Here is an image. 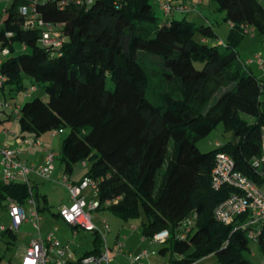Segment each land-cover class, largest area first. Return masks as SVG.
<instances>
[{
	"label": "trees",
	"instance_id": "obj_1",
	"mask_svg": "<svg viewBox=\"0 0 264 264\" xmlns=\"http://www.w3.org/2000/svg\"><path fill=\"white\" fill-rule=\"evenodd\" d=\"M211 1L232 22L223 44L202 40L216 35L209 21L196 25L171 12L160 22L153 0H11L0 25V52L7 50L0 58V95L13 99L25 90V76L30 87L43 89L47 98L21 103L20 136L69 128L59 155L63 172L89 162L74 183L95 182L97 209L125 220L143 210L146 238L168 230L158 250L168 254L167 264H192L210 254L218 264H259L248 252L254 242L264 260V223L251 240L248 227L240 226L245 215L229 224L214 219V206L236 190L212 189L211 169L223 152L264 186L252 166L264 155V81L237 49L249 34L245 26L264 42V0ZM21 6L56 26L61 44L42 46L41 27L26 25ZM219 123L232 139L200 151L197 141ZM40 197L46 201L26 183L0 179V201L25 206L32 198L40 212ZM186 219L192 223L182 236ZM95 233L94 249L83 256L101 252ZM0 238L6 249L17 244V232L9 229ZM6 264L18 262L10 257Z\"/></svg>",
	"mask_w": 264,
	"mask_h": 264
},
{
	"label": "built area",
	"instance_id": "obj_2",
	"mask_svg": "<svg viewBox=\"0 0 264 264\" xmlns=\"http://www.w3.org/2000/svg\"><path fill=\"white\" fill-rule=\"evenodd\" d=\"M80 0H77L79 2ZM158 4L159 8L164 14L171 12L187 13L196 6L197 3L202 0H188L185 3L175 4L173 0H153ZM21 13L26 15V25L33 27L38 25L41 27V34L39 42L44 47H57L62 42V36L56 26L43 23L41 20L35 18L34 8L27 6H21ZM229 26L232 22L228 23ZM252 27L245 26V32L252 34ZM220 43L223 44L222 41ZM2 52L6 53L7 50ZM255 62L260 68H264V57L260 53L255 56ZM253 57V58H254ZM253 58L246 60V63H250ZM1 76V75H0ZM2 81L4 77H2ZM31 90L34 86L30 87ZM264 92V89H262ZM1 97V96H0ZM4 108L12 107L9 102L1 103ZM55 132V131H54ZM53 132V133H54ZM26 144H29V140H25ZM33 144H39L38 140L32 142ZM20 149L12 147L5 143L0 146V165L2 178L8 181L28 183V174L33 172L40 177L49 178L53 169L55 155L47 151L44 157V163L39 166H27L24 161L19 157ZM85 165V161H82ZM253 168L259 173L260 177H264V155L258 157L252 161ZM63 184L67 187L69 193V203L62 204L58 208V215L66 223L73 228H81L85 231H96L104 239L105 250L98 254H88L81 257H75L71 252L68 245H63L58 239H56L52 233L46 235L45 238L35 237L31 238L24 249L18 264H110V258L108 256V247L105 243V238L102 232L99 233V229L93 223L92 211L98 207V200L91 197L86 200L82 191L86 187L90 186L91 190L95 189V182L85 177L80 183H73L68 181L66 177L63 178ZM227 185L233 187L236 191L229 194L226 198L218 202L213 210L212 215L216 221L224 224H229L236 217L245 215V220L240 226L248 227L247 237L251 240L256 239V235L260 232V225L264 223V186L258 185L253 179L235 169V163L230 155L217 152L214 156L213 166L211 169V187L214 190H219L222 186ZM31 193V189H29ZM8 205V225H0V231L9 229L17 232L21 224L25 221L31 220L32 225L39 231L40 216L36 208H32L27 214L23 205L17 203L11 198L6 199ZM29 202L34 205L32 198ZM109 200L105 201V204H109ZM192 221L186 219L182 227L185 235L191 225ZM105 229L108 225L106 221H103ZM135 228V227H134ZM169 236V231L164 229L153 234L152 237H141L144 241L165 242ZM121 244H115V248H120ZM67 255V258L63 259ZM146 249L141 250L136 254H129L130 264H140V259L147 256Z\"/></svg>",
	"mask_w": 264,
	"mask_h": 264
},
{
	"label": "rangeland",
	"instance_id": "obj_3",
	"mask_svg": "<svg viewBox=\"0 0 264 264\" xmlns=\"http://www.w3.org/2000/svg\"><path fill=\"white\" fill-rule=\"evenodd\" d=\"M11 0H0V25L5 17V9L9 6ZM211 7L204 10L205 15L209 18L212 29L215 36L207 39L208 43L217 44L219 43L218 37L226 38L229 27L228 23L223 19V12L217 9V4L214 1L207 0ZM156 14L159 17L160 22H165L166 17L164 16L162 10L159 8L158 4L152 2ZM175 18H182L183 16L187 19L193 20V15L195 13H173ZM196 25L203 24L206 21L196 18L193 20ZM195 37H199V33L195 34ZM239 56L245 61L253 58L258 50L264 52V42H262L261 36L257 32L246 35L243 40L238 45ZM255 54V55H254ZM4 57V52H0V58ZM255 62V57L252 59ZM248 63V65L250 64ZM256 63V62H255ZM247 64V63H246ZM251 66V64L249 65ZM255 70V68H254ZM255 74L259 75L261 72L255 70ZM264 80V76H262ZM26 89L20 91L13 99L9 96H2L1 103L9 102L11 106H14V101L17 103H22L27 99H31L35 96H40L47 98L43 89L37 87V91H30V85L32 80L30 77H24L23 79ZM106 87L109 89L113 88L112 81L109 77L106 79ZM29 93L28 96H25ZM264 107V106H262ZM11 111L7 109V112ZM69 128H62L55 131L57 136L55 141L52 143L50 150L55 155L54 171H52L49 178L40 177L34 173H29L28 186L32 187L33 191H39L40 195H45L46 201L42 200L40 197V205L42 210L39 212L41 219L38 224L40 230L38 231L33 227L32 221L28 220L23 222L20 230L17 231V244L10 246V248H4L5 245L2 243L0 238V256L3 259L0 264H6V260L11 257L13 261H18L24 252L29 240L35 237L45 238L46 235L52 233L53 236L58 239L63 245H68L74 256L81 257L86 251L94 249L93 240L97 237V234L93 231H85L81 228H73L71 225L66 224L59 215H57L58 208L62 202H65L68 198L67 187L63 184L62 178L66 177L68 181L75 180L78 181L82 178L89 167V162L85 161V165L82 162H78L74 165L73 170L70 175L63 174V167L60 162V150L64 137L67 135ZM52 131H46L42 133L44 136L51 135ZM41 136V135H40ZM233 134L230 131H225L223 125L219 123L210 133L202 137L197 141V147L200 151H209L217 146V143H224L232 139ZM171 147V143L169 144ZM83 195L86 200L92 197L91 187L88 186L83 190ZM25 209L27 214L31 210L32 205L25 204ZM93 223L99 229V233L102 232L105 238L106 246L108 247V256L110 258V264H130L129 254H136L141 250L146 249L148 255L140 260V264H167L168 254H160L158 250L163 246L161 242L149 241L148 239L142 241V221L146 220V215L143 210H140L137 217H132L128 219H123L111 213L109 210L100 208L92 211ZM106 221L108 227L105 229L102 221ZM9 216L6 207V201H0V225H8ZM135 227V228H134ZM101 244L100 249L105 250L104 239L101 233L98 234ZM121 244L120 248H113L115 244ZM66 254L63 259L67 258ZM248 256L255 263L264 264L262 260V255L258 249L256 243H250V252ZM192 264H218L217 258L214 254L207 255Z\"/></svg>",
	"mask_w": 264,
	"mask_h": 264
},
{
	"label": "crops",
	"instance_id": "obj_4",
	"mask_svg": "<svg viewBox=\"0 0 264 264\" xmlns=\"http://www.w3.org/2000/svg\"><path fill=\"white\" fill-rule=\"evenodd\" d=\"M187 1L188 0H173V3H185ZM210 7H211V4L207 0H202L201 2L197 3L196 6L193 7V9L191 11H189L187 13H192V12L195 13V15H193V20H196V18H198V19H202L203 21H209V18L205 15L204 10H207ZM164 16L166 18L169 17V15L167 16L166 14H164ZM171 16H174V15H171ZM227 25L229 27V24H227ZM218 38L222 42H224L226 39L223 37H218ZM202 40L207 41L206 38H202ZM220 41H219V43H220ZM257 53H260L262 55V57H264V52L258 50L255 54H257ZM247 60H248V58H247ZM250 64H251L250 67L254 71V73H256L255 70H257L258 72L259 71L261 72L259 75H257V74L256 75L262 80V76H264V68H260L257 65V63H255V62H252ZM254 68H255V70H254ZM1 81H2V78L0 76V84H1ZM262 81H264V80H262ZM30 91L36 92L37 91L36 86H34L33 90L30 89ZM28 95H29V93L25 94V96H28ZM1 97H0V99H2ZM14 104H15L14 106L10 107L11 108L10 112L9 111L7 112V109H10V108H4L0 105V146L7 143V144L11 145L12 147L19 148L21 150L19 157L24 161L25 165H27V166L34 165L35 167L39 166L42 163H44L45 153L47 151L52 152L50 150V148H51L52 143L55 141V137L57 136V133L52 131L50 137L44 136L43 134H41V136L39 135L36 137L33 134L27 135L25 137L20 136L19 124H18V115H19V108L21 106V103H17L14 101ZM25 140H29L30 143L26 144ZM35 140H38L39 144H33L32 142H34ZM54 163H55V161H54ZM54 169H53V171H54ZM63 174H65V173L63 172ZM63 178H62V181H63ZM0 179H3L2 178V172H1V165H0ZM78 181L71 180L70 182L74 183V182H78ZM26 184L28 185V183H26ZM29 189H31V187H29ZM82 193H83V191H82ZM68 203H69V193H68L67 200L65 202H62L60 205L68 204ZM28 204L32 205L31 209L33 207L36 208L35 202L33 205L28 201ZM6 207H7V211H8L7 202H6ZM57 215H58V212H57ZM40 219H41V217H40ZM19 230H20V228H19ZM39 230H40V226H39ZM113 248H115V246ZM16 262H18V261H16Z\"/></svg>",
	"mask_w": 264,
	"mask_h": 264
}]
</instances>
